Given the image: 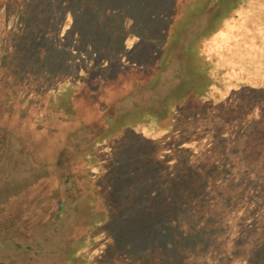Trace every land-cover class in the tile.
<instances>
[{
  "label": "rangeland",
  "instance_id": "rangeland-1",
  "mask_svg": "<svg viewBox=\"0 0 264 264\" xmlns=\"http://www.w3.org/2000/svg\"><path fill=\"white\" fill-rule=\"evenodd\" d=\"M249 1L204 37L208 0H0V264H185L173 219L185 213L188 237L203 227L186 222L210 177L218 223L208 233L233 255L219 257L213 242L210 263L233 264L264 244V124L242 128L264 116V10ZM202 70L212 80L205 95L157 110L168 126L145 114L132 124L137 113L113 134L104 124L115 108L136 112L180 89L181 71L193 83ZM131 73L152 83L81 121L66 116V91L98 92ZM61 120L70 126L51 133L70 142L42 155V131ZM76 158L86 169L75 187Z\"/></svg>",
  "mask_w": 264,
  "mask_h": 264
},
{
  "label": "trees",
  "instance_id": "trees-1",
  "mask_svg": "<svg viewBox=\"0 0 264 264\" xmlns=\"http://www.w3.org/2000/svg\"><path fill=\"white\" fill-rule=\"evenodd\" d=\"M244 1L247 2V0H244ZM208 2L210 4L209 8H212L211 9L212 16L209 22H207L206 27L203 28L202 32L197 33V35L201 33V35H203L204 37L214 34L220 28L221 20L225 17L229 18L232 12H235V9L237 8V6L239 4L241 5L242 0H208ZM249 2H251V7H256V9L258 10H260L259 8L264 10V0H250ZM194 10H195V7H194ZM173 16L175 17V13ZM168 47L169 46H167V50L165 51L166 53L157 61L155 70H161V67L164 66L166 63H168V55L170 54L168 53ZM185 52H188V51L185 49L184 53ZM263 58H264V55L258 58L260 60H257L256 66L264 67V65L261 64V63H264V61L262 60ZM186 67H187V63H184V65L182 66V69L186 70ZM203 74H205V71L202 70V72L198 73V76L203 75ZM177 76L180 77L179 80H182V79L186 80L184 85L188 83L189 84L188 89L190 90L184 92L186 89V88H183L184 85L180 89H177L173 92H170V90L172 89L170 88L167 94H163L162 96L153 98V102L145 103V107H141L136 112L135 111L122 112L121 109L115 108L112 113H109L107 114V116L102 118L106 127H109L108 130L113 134L118 128V126L120 125V123L122 126L130 122L127 118H124L125 114L133 115L135 113H137V115L134 117L132 124L136 123L135 118L145 114L147 116L149 115L150 118H154L155 122L158 123L160 127H166L169 124L168 120L170 119V115L167 114V118H164V117L160 118L162 114L158 113L157 110H161V107H163L164 110L171 111L172 106L183 104L184 102L190 100L195 95H197L196 96L197 98L201 95H205L208 92V87L210 86L211 81H212L211 78L207 75L209 77L208 79L206 74L204 75L205 79L203 78L202 80L200 79L197 82L195 81L193 83H191L190 80H188L189 77L185 78V75L182 71H181V74L178 73ZM149 81L150 80L146 79L143 75L139 73H131L130 75L123 74L119 76L117 79L107 82L101 87V89L98 92L91 91V90L87 91L85 89L66 91L63 97V99L66 98L67 100L66 105L68 107L67 108L68 110H67L66 116L70 117L69 119L77 118L78 121H81L87 111H92L96 109L99 110L100 105H104L107 108L117 101L125 100L130 94L129 87H132L133 85H140L141 83H147L149 85L152 83ZM258 82H261L262 85L264 86V82L262 80H259ZM179 84H180V81L176 85V88L178 87ZM261 99H260V102L262 103ZM247 100L248 99H245V98L241 99V103H240L241 108L240 110L236 109L238 107V105H236L234 114H239L240 111L245 109V106H247ZM249 104L255 105L253 101L250 102ZM133 105L135 106L136 104L133 103ZM142 111H145V112H142ZM61 115H63V113ZM61 115H58V116L61 117ZM242 116H245V114ZM238 117L241 118L240 115ZM255 123L264 124V116L255 118L252 120V122L247 121L245 125L242 126V128L248 126L249 129H252L253 127L250 125L255 124ZM117 124L119 125L115 127ZM66 125L70 126V123L61 120L56 125L53 122H51L49 125L47 124L45 126V130L42 131V134L47 133L46 140L48 137L50 138V140L48 141V143L45 142L43 144L42 155L53 157L54 151L56 152L57 150L55 145L57 143L56 141L58 140H62V142L60 143H63L64 141V142H67L68 144V142H70L69 140L71 139L72 136L69 133L66 134L65 136L62 132V136L59 135V139H58V136L54 137V135L51 133V131L56 129L57 127H64V126L66 127ZM112 126L114 127L112 128ZM108 130H106L105 132L102 131L98 133L99 137L105 136V133ZM240 135H244L242 129H241ZM70 146L64 148L62 152L64 154H66L67 152H70L71 150ZM26 147L27 146L23 145V143L19 142L17 153L21 155V153H23V151L27 149ZM82 161L83 160H81L80 158H76L71 161V167L75 174V177L72 178L71 183L75 187L81 181V176L79 174L82 173L83 168L86 169V162L82 163ZM218 167L219 165H217V168ZM216 178L217 177H210L206 186L202 188V190L204 191V194H202L198 198L197 200L198 205L194 207V210H192L190 214H188L191 219H189L186 223H192V220H195L196 218H198L200 220V223H202L203 225V227H200L197 231L193 232L192 234L193 238L188 237L190 234L189 230H191L192 232V229H190L191 224L187 226V229H188L187 230L186 226H184L183 224H181L180 226V223H178L182 219L185 213L182 215V217H180V213H178L176 218L173 219V221L176 222L173 224H175L176 228L178 229L177 245H179V248H180L179 252L185 253V258H183L185 264H222V262H220L219 260H215L214 263H210V247H212L213 242H215V244L212 247L213 253L217 251L219 254V257H221V254H224V253H225V256L229 254V256L233 260V255L231 254L230 249H225L217 241L212 239L210 234L208 233V229L210 227L216 228V223H218V220L215 221V215H216L215 209L218 207L215 201L216 197L214 196L212 200L210 197L212 195V190L216 189L215 185L211 186L210 182H211V179L214 180ZM172 185H174L175 187L176 183H173ZM215 192L216 191H214V193ZM178 193H181V192H178ZM184 193L186 194V197H187V192L185 191L183 192V194ZM168 200L171 204L170 207H174L173 209L170 210L172 211L171 213H173L176 207L175 202L177 199H175V197H172L170 195L168 197ZM211 215H213V220H210ZM256 246L257 247H255V253H253V251H250L249 253L242 255L248 249L244 250L243 252L241 251L240 255L236 259H234L233 264H257V262H260L262 258V254L264 255V244L259 243V245H256Z\"/></svg>",
  "mask_w": 264,
  "mask_h": 264
}]
</instances>
